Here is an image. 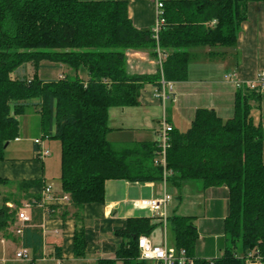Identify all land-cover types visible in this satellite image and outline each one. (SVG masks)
Listing matches in <instances>:
<instances>
[{"label": "trees", "instance_id": "16d2710c", "mask_svg": "<svg viewBox=\"0 0 264 264\" xmlns=\"http://www.w3.org/2000/svg\"><path fill=\"white\" fill-rule=\"evenodd\" d=\"M161 2L165 26L156 43L150 31L133 27L126 2L0 0V162L5 160L8 144L19 137L17 118L36 107L41 138L60 142L61 191L69 196L77 221L84 205L104 203L108 180L163 179V169L154 165L156 142L123 151L110 146L106 140L109 109L136 107L146 83L158 87L161 79L186 81L191 48H234L247 6L264 0ZM157 47L166 55L162 73L127 75L126 51L150 50L156 58ZM44 62L75 73L83 70L87 80L78 76L40 79L37 71ZM27 65L34 68L31 77L25 75ZM259 96L242 86L237 89L231 118L223 120L214 110L198 109L186 132L170 133L165 169L169 185L180 188L196 182L203 191L227 189L222 227L226 246L219 258L195 257L199 236L192 217L173 215L167 220L174 248L183 249L195 264H246L254 259L264 264V129L255 122L251 105ZM7 184L0 179V185ZM43 184L42 180L22 181L17 190L22 200L31 202L35 196L29 192ZM7 201L4 198L0 206V232L15 220L16 210H9ZM53 210L62 218L68 214V208ZM34 213L31 224L39 223L42 215L41 210ZM156 228L151 218L128 219L116 232L121 244L115 259L98 264H147L139 260L138 239ZM23 238L24 247L40 250L39 229L26 228ZM85 245L84 230L79 227L73 238L75 257L84 255Z\"/></svg>", "mask_w": 264, "mask_h": 264}, {"label": "crops", "instance_id": "0c3cea01", "mask_svg": "<svg viewBox=\"0 0 264 264\" xmlns=\"http://www.w3.org/2000/svg\"><path fill=\"white\" fill-rule=\"evenodd\" d=\"M81 1L126 2L128 17L133 27L139 31H150L155 23L156 2L166 0ZM189 52L192 60L188 67L187 80L179 83L170 82L172 85L171 99L165 103L164 108L154 97V84L146 83L140 90L136 107L109 109L107 124L110 130L106 140L114 150L139 149L142 144L155 143L159 123L163 117L173 130L180 133L188 130L198 109L214 110L223 120L231 118L237 88L233 82L226 80L227 75L233 74L235 81L246 85L255 81L260 73H264V2L250 3L247 6L246 20L241 25L234 48L211 50L196 47L191 48ZM41 64L39 70L54 69L56 75L54 78H45V75L41 77L38 71L37 75L40 79L56 80L59 76H78L84 81L87 80L83 70L75 73L62 65ZM27 66L25 75L28 76L30 71ZM125 71L129 76L151 77L158 75L159 66L150 50H128L125 52ZM63 73L65 75H62ZM30 103L36 104L37 101ZM251 105L255 122L261 123L264 129V94L260 95L257 101L251 102ZM30 109L36 113L35 117L39 116L36 107ZM24 116L17 118L19 134ZM35 139L39 138L35 137L29 141L31 143L30 152H26L30 153V158H16L18 156L6 158L5 155V160L0 162V179L6 180L8 184L0 186L7 187L11 182L10 187L17 189V185L22 181L42 180L43 183L45 182L40 167L35 163L40 161L35 155L36 146L33 144ZM14 142L20 143L21 138L18 137ZM8 147L9 144L5 148V153L8 152ZM44 185L47 184H43L42 187ZM42 187L29 192L31 196H35L31 201L39 199ZM55 191L61 193V186ZM104 191V203L84 205L78 212L80 217L78 221L73 217L76 210L71 206L64 207L68 208V214L64 218L55 212L52 213L53 216H46L43 219L40 216L37 224H31L33 223L31 219L27 228L39 229L41 247L38 252L28 248L31 251L29 260L15 259V253L24 247L23 235L22 237L16 236L13 233V227L0 232V259L6 260L4 264H98L100 260H112L115 259V254L121 244V239L116 236V232L123 229L127 220L132 218H151L153 223L157 224V228L147 236L148 240L154 245L165 243L168 247L174 248V236L167 224L163 227L157 216L141 204L163 193L171 197L167 207L168 218L173 215L193 218V224L199 236L195 257L208 261L222 255L226 246L222 229L227 211L226 188H211L203 191L201 185L194 182H187L180 188H175L169 185L163 177L160 182L143 183L108 180L105 182ZM22 201V203L27 202ZM8 204L13 205L7 201L5 206ZM8 209L13 210L9 207ZM219 212L221 242L213 247L209 243L202 245L200 240H204L205 237L202 238L204 225L201 221L206 215H211L212 217L207 220L214 223L217 221L214 216ZM33 216H35L34 211L31 213V218ZM79 227L84 230L86 245L84 255L77 258L74 256L73 238L75 230ZM41 254L45 255L44 260L40 259ZM117 264L121 263L117 262Z\"/></svg>", "mask_w": 264, "mask_h": 264}, {"label": "built area", "instance_id": "2783aa9c", "mask_svg": "<svg viewBox=\"0 0 264 264\" xmlns=\"http://www.w3.org/2000/svg\"><path fill=\"white\" fill-rule=\"evenodd\" d=\"M165 26V19L163 17V4L161 1L156 2V15L155 23L150 30L153 39L158 43L159 33ZM157 63L159 66V71L162 73V64L166 59V55L156 48ZM233 74H229L226 77L227 81H231L235 84L236 88L239 89L242 86L258 93L260 95L264 94V73H260L255 81L249 82L246 85L234 80ZM172 85L170 82H165L163 79L160 80L159 86L155 87L154 97L160 101L163 108L165 103L171 99ZM173 128L169 125L165 117H163L159 123L157 130L156 143L158 151L156 153V158L154 165L161 167L163 169L164 179L170 175L166 169V154L169 148L170 133ZM33 144L36 146L35 155L38 160L43 161L47 156V151L43 146V140L41 138L35 139ZM39 199L33 200L31 202H24L20 207H15L8 204L10 209L16 210L15 220L12 224L13 233L22 237L24 230L31 223V213L35 210L42 211V219L48 217L54 212L53 208H63L70 205L69 196L61 193H57L52 185H44L40 190ZM171 201V197L167 193H163L161 196L152 198L148 201H143L141 204L148 207L149 210L157 216V219L161 221L163 227L166 226L168 220L167 207ZM3 243V242H1ZM138 249H139V260L146 262L147 264H195V259L190 258L186 255L183 249L177 250L175 248L168 247L165 243L162 245L152 244L147 237L141 236L138 239ZM31 258V251L28 248L22 247L15 253V259L24 261ZM45 255L41 254L40 259L44 260ZM210 261V260H208ZM6 260L4 258L0 259V263L4 264ZM211 264V263H210ZM246 264H263L260 260H247Z\"/></svg>", "mask_w": 264, "mask_h": 264}, {"label": "rangeland", "instance_id": "374dc122", "mask_svg": "<svg viewBox=\"0 0 264 264\" xmlns=\"http://www.w3.org/2000/svg\"><path fill=\"white\" fill-rule=\"evenodd\" d=\"M43 65L48 64L47 62L42 63ZM41 64V65H42ZM29 69V77L33 76L34 68L32 65L27 66ZM23 71V70H22ZM41 77L45 75V78H54L56 72L54 69H38ZM37 71V73H38ZM62 75H65L64 73ZM72 77V76H69ZM62 76L57 77V79H61ZM36 113L32 111V109H28L25 116L21 121V131L19 137L21 138L20 143H15L14 141L9 143L8 152L5 153L6 158L8 156H18L16 158H30V148L31 143L29 142L31 139L38 137L41 138L42 132L40 125V118L35 117ZM43 140L44 148L47 151V156L44 158L43 162H35L37 166L40 167L41 175L43 173V178L45 179L44 184L52 185L55 190H59L60 183V142L57 139H48L41 138ZM17 149V151H15ZM22 149V150H21ZM196 183V182H194ZM12 185L9 182L7 187L0 186V205L2 204V200L7 198L9 203L13 204L14 208L21 205L22 196L14 187H10ZM8 208V206H6ZM201 211V210H200ZM211 215H206L203 219L202 224L204 225L202 228V238L204 240H200L201 244L209 243L213 247V245H217L221 242L222 232L220 230V212L214 216V219L217 218V221L213 223V221L207 220ZM219 220V221H218ZM201 239V236H200Z\"/></svg>", "mask_w": 264, "mask_h": 264}]
</instances>
